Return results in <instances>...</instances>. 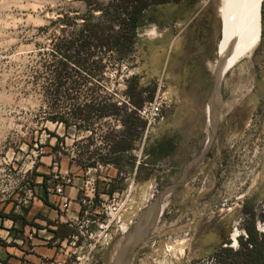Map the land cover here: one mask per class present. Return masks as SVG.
Segmentation results:
<instances>
[{
  "label": "rangeland",
  "instance_id": "obj_1",
  "mask_svg": "<svg viewBox=\"0 0 264 264\" xmlns=\"http://www.w3.org/2000/svg\"><path fill=\"white\" fill-rule=\"evenodd\" d=\"M139 1L146 3L141 12L146 17L139 19L133 43L126 47L111 39L100 41L99 37L119 28L120 19L130 18ZM228 2L0 0V243L4 242L8 218L26 212L36 182L48 180L52 188V176L64 172L60 162L66 159L80 166L77 170H83L84 179L93 180L92 202L88 204L92 208L100 209L101 202L108 204L114 188L124 190L130 184L114 179L105 194L97 189L98 181L108 177L111 165L107 164L115 163L107 160L116 159L113 149L123 118L134 110L132 118L142 120L131 103L139 99L132 86L135 82L144 86L141 96L145 97L160 80L165 114L185 111L186 101L193 107L202 105L213 91L220 19L222 13L225 17ZM199 10L210 14L209 27L199 28L194 23L198 19L188 24ZM96 23L102 29L91 37L87 26ZM261 26L252 55L229 69L222 80L223 103L211 141L213 165H204L214 178L193 186L202 188L193 200L185 186L174 196L162 198L155 222L152 215L160 184L151 183L149 196L144 198L140 192H132V183L121 209L127 231L122 235L112 232L109 242L96 251L92 264H226L232 256L223 248L233 253L241 247L247 238L243 222L249 211L254 230L264 233L262 18ZM94 30H90L92 34ZM83 39L89 40L86 46H80ZM60 67L65 69L58 77ZM112 103L118 107L116 112L108 110ZM222 196L229 198L230 208L213 211ZM122 197L113 201V207H118ZM9 202L21 214L12 210L3 214L2 207ZM191 206L198 211L196 215H192ZM202 208L207 210L202 212ZM232 232L238 233L235 246ZM176 239L179 241L174 242Z\"/></svg>",
  "mask_w": 264,
  "mask_h": 264
},
{
  "label": "crops",
  "instance_id": "obj_2",
  "mask_svg": "<svg viewBox=\"0 0 264 264\" xmlns=\"http://www.w3.org/2000/svg\"><path fill=\"white\" fill-rule=\"evenodd\" d=\"M201 11L193 13L188 24L191 25L195 19H198L194 23H198L199 28L200 26L209 27L210 14L203 15L200 14ZM207 100L208 97L206 101H202V105L194 107L186 101L185 111L175 109L173 112L166 113L165 117L146 133L144 125L143 127L135 126L132 133H126L127 126L123 125L116 137V159L107 161L115 163L107 164V166L111 165L107 173L108 177L103 178L101 180L103 182L98 181L97 189L105 194L104 189H107L108 183L115 179L114 182L134 183L132 192H140V196L144 198L149 196L148 187L153 182L160 184L157 197L163 199L177 194L181 186L191 190L189 199L193 200L195 195L198 196L202 188L197 189L193 186L200 181H209L214 178L213 174L209 175V168L204 166L211 163L213 165L214 153L211 141L216 133L215 130L213 134L205 135L206 114L202 106L206 107ZM135 129L139 130L138 134L135 133ZM120 142L126 143L127 147H118ZM140 154L143 155V159L139 160ZM159 157L161 161H155ZM137 159L150 163L136 165ZM223 160L225 161V157ZM60 167L64 169V172L73 173L72 183L64 188V194L71 199L70 209L63 213V219H59L58 198L49 191L50 182L38 180L33 187V196L31 195L30 204L24 215L17 216L16 219L8 218L10 223L5 225L6 234L2 236L4 242L0 243V264L69 263L63 240L71 228L65 219L80 215L78 199L82 193L84 173L82 169L77 170L80 166L73 160L66 159L60 162ZM120 190L122 189L114 188V191ZM2 208L3 214L10 210L21 214L13 202L5 203ZM206 210L207 208H202V212ZM190 211L192 215L198 213L192 206ZM61 229L63 232H60Z\"/></svg>",
  "mask_w": 264,
  "mask_h": 264
},
{
  "label": "built area",
  "instance_id": "obj_3",
  "mask_svg": "<svg viewBox=\"0 0 264 264\" xmlns=\"http://www.w3.org/2000/svg\"><path fill=\"white\" fill-rule=\"evenodd\" d=\"M162 86L163 84L159 80L156 83V90L152 99L145 100L139 107L135 108L144 122L145 133L165 117ZM138 163L137 159L135 164ZM52 179L55 180V184L49 191L58 198L59 219H63V213L69 210L71 205V199L64 194V188L72 183L73 175L68 171H59L52 176ZM131 184H128L123 191L112 192L108 204L101 202V208L96 209L88 206L92 202L94 182L89 178L84 179L82 193L78 199L81 206L80 215L65 219L71 228V232L63 240L69 259L68 264H90L98 248L109 242L112 232L117 231L122 235L127 231V224L122 220L121 209L129 198ZM121 194L123 197L118 207H113V201ZM230 204L229 198L222 196L218 203L212 206V210L215 212L223 211L230 208Z\"/></svg>",
  "mask_w": 264,
  "mask_h": 264
},
{
  "label": "bare ground",
  "instance_id": "obj_4",
  "mask_svg": "<svg viewBox=\"0 0 264 264\" xmlns=\"http://www.w3.org/2000/svg\"><path fill=\"white\" fill-rule=\"evenodd\" d=\"M263 1L229 0L224 19L222 13L223 33L218 46L216 70L213 75V96L209 98L206 105V124L209 135L213 134L216 129L217 118L223 103L221 84L224 75L240 60L250 57L260 40L262 34L260 12ZM237 235V232L231 234L232 246L237 243Z\"/></svg>",
  "mask_w": 264,
  "mask_h": 264
},
{
  "label": "trees",
  "instance_id": "obj_5",
  "mask_svg": "<svg viewBox=\"0 0 264 264\" xmlns=\"http://www.w3.org/2000/svg\"><path fill=\"white\" fill-rule=\"evenodd\" d=\"M146 8L145 1H139V3L135 6V8L130 13V18L126 20V18H122L119 21V28L117 30H113L112 34H106L105 36L99 37L100 41H108L107 39H111L115 44H119L121 46V42L126 47L130 46L133 43V31L137 29L138 21L142 17H146L141 12ZM260 15L262 20L264 19V1L262 2ZM141 13V14H140ZM115 17H112V19ZM92 28V29H91ZM93 31V34L90 30ZM123 28V30H122ZM87 29L89 30V36H96V31L98 29H102V26L100 24H92L90 26H87ZM122 30V31H121ZM87 39H83V42L80 44V46H86L88 44ZM65 68L60 67L57 70L58 77H61L63 74ZM155 85L152 87L150 91V95L148 96H141L142 92L145 90V87L142 85H139L138 82H135L132 86L133 91H137V94L139 96V99L133 100L131 103L134 107H139L145 100H151L152 95H154L155 92ZM88 107L92 108V106L87 105ZM110 112H116L118 110V107L114 103L109 104L108 107ZM104 113V112H103ZM135 111L132 110L130 114H128L124 120L123 123L125 126H127L126 133H132L135 126L137 127H143L144 122L143 120L136 121L132 117L134 116ZM118 147H127V144L124 142L118 143ZM113 152H116V148L113 149ZM108 161V160H107ZM106 162V161H105ZM104 191H107V189H104ZM108 192V191H107ZM250 216L247 218H244L243 222V228L247 233V238L242 242L241 247H239L237 250H235L233 253L228 250V248H223V250L229 255L232 256V259L227 261L226 264H264V233H257L256 230H254L253 221H252V213L249 211ZM254 217V215H253Z\"/></svg>",
  "mask_w": 264,
  "mask_h": 264
},
{
  "label": "water",
  "instance_id": "obj_6",
  "mask_svg": "<svg viewBox=\"0 0 264 264\" xmlns=\"http://www.w3.org/2000/svg\"><path fill=\"white\" fill-rule=\"evenodd\" d=\"M222 33H223V21H222V19H220V33H219L220 36H221ZM212 96H213V93H211L210 97H208V100ZM208 100H207L206 105L208 104ZM161 199H162L161 197H157V200L154 202V210H153V215H152L153 216V222H155L157 215L159 216V214H160V211H161L160 210V207H161V203H160L161 202ZM141 219H143L142 216H141ZM151 227H152V225L149 226V227H147V228H145V232H147L148 230H150ZM142 236H143V234L137 239V241H140V239L142 238ZM125 264H127V262Z\"/></svg>",
  "mask_w": 264,
  "mask_h": 264
},
{
  "label": "flooded vegetation",
  "instance_id": "obj_7",
  "mask_svg": "<svg viewBox=\"0 0 264 264\" xmlns=\"http://www.w3.org/2000/svg\"><path fill=\"white\" fill-rule=\"evenodd\" d=\"M244 229V228H243Z\"/></svg>",
  "mask_w": 264,
  "mask_h": 264
}]
</instances>
